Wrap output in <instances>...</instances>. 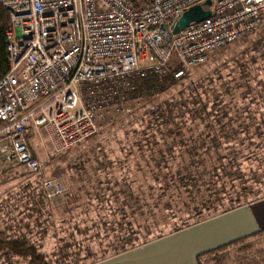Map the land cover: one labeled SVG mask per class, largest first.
Here are the masks:
<instances>
[{
	"label": "rangeland",
	"instance_id": "374dc122",
	"mask_svg": "<svg viewBox=\"0 0 264 264\" xmlns=\"http://www.w3.org/2000/svg\"><path fill=\"white\" fill-rule=\"evenodd\" d=\"M175 81L149 99L136 98L106 110L98 134L64 153L53 154L45 136L31 128L29 147L43 163V176L62 184L64 197L51 202L44 199L39 176L21 166L4 172L0 175V235L25 236L51 264H89L130 245L131 234L126 222L133 227L150 224V238L172 230L181 219L192 221L221 207L245 204L264 196V125L256 138H249L254 134L252 128L238 127V138L247 139L240 143L237 137L228 140L220 133V154L241 149L242 154L251 153L248 158L238 159L240 168L235 169L231 182L224 179V191L211 187L210 193L224 196L217 209L178 219V216H170V209H163L151 198L149 204L133 209L134 213L123 205L134 216L126 219L123 227L118 226L123 215L119 202L125 197L121 192L125 170L128 166L130 170L128 168L126 175H138L134 169L138 165L145 166L146 158L143 159L141 153L148 152L151 139L160 147L163 136L172 131L185 141L202 138L208 131L205 122L193 115L199 108L198 99L207 104L211 118L214 113H227L228 117L235 116L239 122L246 123L248 111L254 113L258 121L264 119V26L248 37L217 49L203 64ZM179 146L173 142L175 149ZM214 150L209 153L212 159L216 157ZM174 152L176 155L178 151ZM181 157L186 156L174 157L172 164L181 162ZM205 165L210 167L211 162L206 160ZM148 175L146 173V177ZM135 180L138 184L142 177ZM150 182L153 183L154 178ZM143 229L145 227L141 226L137 230V238L133 236L132 242L142 241ZM0 264L30 262L28 258L0 254Z\"/></svg>",
	"mask_w": 264,
	"mask_h": 264
},
{
	"label": "built area",
	"instance_id": "2783aa9c",
	"mask_svg": "<svg viewBox=\"0 0 264 264\" xmlns=\"http://www.w3.org/2000/svg\"><path fill=\"white\" fill-rule=\"evenodd\" d=\"M205 0H0L7 71L0 77V175L21 166L47 201L62 184L43 176L29 147L35 129L53 154L98 134L103 112L135 99L137 78L178 80L211 53L264 26V0H211L209 17L172 34L182 12ZM167 30L162 32L160 26Z\"/></svg>",
	"mask_w": 264,
	"mask_h": 264
},
{
	"label": "trees",
	"instance_id": "16d2710c",
	"mask_svg": "<svg viewBox=\"0 0 264 264\" xmlns=\"http://www.w3.org/2000/svg\"><path fill=\"white\" fill-rule=\"evenodd\" d=\"M126 1L133 7H138L142 4L150 2L151 0ZM8 23L9 15L0 2V77L7 71L8 67L4 34V30ZM175 82L176 81L171 76L159 77L153 74L147 75L143 78H137L135 81V99H149L159 92L166 90ZM197 101L199 108L195 110L196 112L193 114L195 115L194 118L205 122L208 131H206L202 138L193 137L189 141H185L177 132L173 134L174 131H172L167 136L166 134L163 136L162 146L160 147H158L156 144L157 142L154 141V138L151 139V141L150 139H147V141L151 142V144L148 143V152L146 151L147 153H141V157L143 159L146 158L145 166L143 167L138 165L134 169V172H136L138 175L134 177L130 176L129 174L126 175L128 168L130 170V167L127 166V169L125 170L126 174L122 179L123 189L121 192H123L125 197L123 198L122 203L118 201L122 208L121 210H123L124 216L121 217L122 221L134 216L133 214H130V211L123 207V205L127 206L132 211V213H134L133 209L142 208L143 206L147 205V203L149 204L148 201L151 198H154L156 203H160L163 209H170V216H178V219L183 218L187 214L189 217H191L199 215L201 211H209L210 209L215 210L218 208L217 206L220 204V202L222 203V200H224V196H217L215 193H210L209 191L215 187L222 188L223 190L224 184L226 182L224 179L227 178V180L231 182V180H233L231 179L232 175L236 174L235 169L239 170L240 168L238 159L248 158L247 156L251 152L242 154L241 149L236 150L235 152L228 151L227 153H224V155H221L219 150V148H222L220 133H222L223 138L229 140L239 137L236 132L238 127L244 130H250L252 128V130H254V134H252V136L249 138H256L259 136L258 134H260V130L262 128L261 125H264V119L258 121L255 114L248 111L245 114V119L247 120L246 123L239 122L238 118L235 116L228 117L227 113L222 115L214 113V117L211 118L210 112L207 109V104L201 99H198ZM168 137H171V139L169 140ZM225 139L223 142H226ZM246 139L247 138L239 139V142L243 143ZM173 142L179 144L181 147L179 146L178 149H175L173 147ZM184 145H186V147L182 149ZM212 149H215L214 152L216 155V157L213 159L212 155L209 154ZM174 150L178 151L176 155ZM146 154L149 155L146 156ZM230 154H232V157ZM178 155H185L186 157H181V162L172 164V162L175 160L174 157ZM34 156L36 157L35 154ZM206 160L211 162L210 167L205 165ZM146 173H149L150 176L148 175L149 177H146ZM139 177H142V181L136 184L135 178L138 179ZM153 178L154 182L152 183L150 181ZM182 195L187 196V199L180 197ZM63 197L64 192L61 198ZM102 199L104 198H101L100 200ZM104 200L106 203L109 202V199L107 198ZM239 205L241 204L231 205L229 207H221V209L217 210L216 212L209 213L201 218L196 217V219L192 221L181 219L182 222L178 225H175L172 230L168 232H160L156 236H152L150 238L148 237L151 235V231L148 229L150 228V224L141 225L145 227V229L142 230V237L144 238L139 243L132 241L133 236L136 235L137 238V230H139L141 226L133 227L134 225L127 222V231L128 234H131V237L128 239L131 243L125 249H131L155 238H159L171 232L181 230L185 227L191 226L211 216L228 211ZM179 213H182V215H178ZM122 221H119L118 225L121 226ZM159 223L156 222V224ZM136 238H134V240ZM0 254L28 258L30 264H51L48 261L46 255L42 254L35 245L29 243L28 239L23 235H16L15 237L0 235Z\"/></svg>",
	"mask_w": 264,
	"mask_h": 264
},
{
	"label": "crops",
	"instance_id": "0c3cea01",
	"mask_svg": "<svg viewBox=\"0 0 264 264\" xmlns=\"http://www.w3.org/2000/svg\"><path fill=\"white\" fill-rule=\"evenodd\" d=\"M216 263L264 264V196L89 264Z\"/></svg>",
	"mask_w": 264,
	"mask_h": 264
},
{
	"label": "water",
	"instance_id": "95a60500",
	"mask_svg": "<svg viewBox=\"0 0 264 264\" xmlns=\"http://www.w3.org/2000/svg\"><path fill=\"white\" fill-rule=\"evenodd\" d=\"M211 0H205L202 4H195L185 9L179 18L171 25V33L176 34L184 30L193 22H200L209 17L211 11L209 9ZM162 32H166L167 28L164 25L160 26Z\"/></svg>",
	"mask_w": 264,
	"mask_h": 264
}]
</instances>
